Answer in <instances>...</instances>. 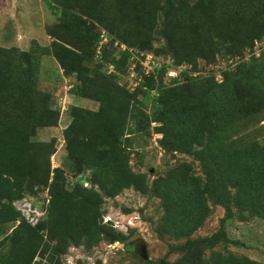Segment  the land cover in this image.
<instances>
[{
  "label": "trees",
  "instance_id": "trees-1",
  "mask_svg": "<svg viewBox=\"0 0 264 264\" xmlns=\"http://www.w3.org/2000/svg\"><path fill=\"white\" fill-rule=\"evenodd\" d=\"M74 1L45 0L54 13L61 11L62 18L74 20L77 43L57 39L49 47L36 46L30 52L0 48V264H39L35 259L45 256L49 264H61L60 256L71 245L93 246L101 237L126 242L124 234L97 220L104 197H115L130 188L141 194L150 192L145 175L132 171L125 143L127 135L142 132L143 124L150 127L153 122L159 124L155 131L161 134L160 147L194 156L204 174L192 176L190 166L184 164L169 176L176 178L177 191L160 193L167 179L155 188L168 210L165 232L192 233L207 216L206 200L211 198L225 212L220 229L187 244V251L192 247L211 249L219 243L239 246L238 240L227 237L224 226L233 218L232 206L264 219V143L252 142L242 150L227 152L224 139L237 120L264 108V80L243 75L251 66L255 72H264V54L224 73L221 83L212 75L183 73L167 85L163 82L166 68H161L130 91L118 83L130 55L118 52V59L107 61L105 47L97 56L101 31L87 42L84 35L94 25L80 15L109 34L106 46L118 42L142 52H152L151 39L161 17L167 48L152 53L198 70V59L216 60L219 40L231 46L225 55L233 57L245 55L255 40L263 39L264 0ZM98 6L103 7L99 12ZM87 49H92L98 64L112 65L114 73L90 76L82 65ZM41 56H52L66 77L76 76L75 95L99 104L96 111L70 109L72 121L63 134L71 162L68 170L78 175L71 189L66 187L63 170L51 169L56 140H32L38 129L57 123L50 96L37 87ZM86 170L90 175L84 178L81 174ZM86 180L90 188L83 187ZM228 186L236 190L235 195ZM36 187L47 188L50 208L46 220L31 226L12 204ZM170 221L173 230L168 228ZM7 225H13L10 233ZM228 264L259 263L229 258Z\"/></svg>",
  "mask_w": 264,
  "mask_h": 264
},
{
  "label": "rangeland",
  "instance_id": "rangeland-1",
  "mask_svg": "<svg viewBox=\"0 0 264 264\" xmlns=\"http://www.w3.org/2000/svg\"><path fill=\"white\" fill-rule=\"evenodd\" d=\"M75 4H81V0H77ZM102 9V6H98L96 11L99 12ZM75 14L78 15V10H75ZM80 16L87 20L88 25H94L84 35V39L91 42L96 34L104 29L94 20ZM73 22L74 20L70 17L68 19L62 18L61 11L54 13L45 0H0V48L4 50L17 48L22 52H30L36 46L49 47L52 41L57 39L77 43L78 39L74 36ZM162 27V19L158 17L151 39L152 52L165 51L167 48L166 41L162 36ZM262 37L264 40V33ZM105 47L108 49L107 61L119 58L115 46L109 44ZM230 47L226 42L219 40L216 60L208 63L203 59H198L197 68L201 72L211 73L213 78L214 76H221L222 71L228 68L224 61L229 57L225 55V52ZM239 58L240 63L245 61V55L239 56ZM82 65L87 68L92 77L97 74L105 76L111 74L108 63L98 64L96 62L92 49L83 52ZM39 66L37 87L50 96V108L56 112L57 123L53 127L38 129L32 140L39 142L49 141L52 138L56 140V152L50 160L51 169L63 170L66 187L71 189L77 183L78 175L68 170L71 162L65 149L66 143L63 134L72 121L70 109L76 106L96 111L99 104L73 93V88L77 84L76 76L66 77L52 56H41ZM252 67L255 66L249 67V70H246L243 75H248L252 79L264 80V72H255ZM128 68L129 66L120 73L118 83L132 91L133 83L131 84V81L133 80H130L132 77ZM163 82L167 85L170 84L169 78L163 79ZM171 85L175 86L174 84ZM140 99L141 95L137 97L138 101ZM146 111L148 110L146 109ZM158 126L159 124L155 122L151 123L150 127L143 124L142 132L127 135L128 141L126 140L125 143L129 147V164L132 171L145 175L150 192L141 194L132 188L125 189L115 197H104L101 205L98 224L121 232L127 237L126 242L114 243L105 237H101V240L93 246L87 244L71 245L67 252L60 256V263L157 264L159 261L165 260L167 264H201V262L204 264H228L229 258H247L264 264V219L252 216L247 211H242L233 206V218L225 223L224 231L229 239L238 240L239 246L219 243L211 249L203 250L192 247L187 251V244L209 237L220 229V220L224 217L225 212L222 207L215 205L211 198L206 200L207 216L192 233L186 236H178L175 233L165 232L164 226L167 222L168 210L163 196L154 192L155 188L167 179V182L162 185L160 193L177 191L176 178L170 179L169 176L184 164L190 166V175L203 177L204 174L201 164L194 156L168 152L160 147L161 134L155 131ZM224 141H226L225 150L227 152L242 150L252 142L263 144L264 108L255 114L237 120L227 129ZM81 175L87 178L90 171H83ZM82 185L83 187L87 185L85 188L91 187L87 180L83 181ZM227 189L232 196L235 195L236 190L234 188L228 186ZM47 191V188L36 187L34 192L25 195V198L34 205L45 210V215L42 217L43 221L47 218L48 207L50 208ZM126 209L131 212L125 213L124 210ZM169 223L168 228L173 230L172 222ZM12 226L7 225L6 231L10 233ZM43 234L45 233L43 232ZM2 238L3 236H0V240ZM141 255H147L148 260L144 261ZM35 260L36 262L39 261V264H49L46 256L42 259L38 257Z\"/></svg>",
  "mask_w": 264,
  "mask_h": 264
},
{
  "label": "built area",
  "instance_id": "built-area-1",
  "mask_svg": "<svg viewBox=\"0 0 264 264\" xmlns=\"http://www.w3.org/2000/svg\"><path fill=\"white\" fill-rule=\"evenodd\" d=\"M110 36L105 30H101L100 40L96 47V55L101 56L102 50L109 43ZM114 46L118 48V52H127L129 57V68L130 76L132 77L130 80L133 85L132 91L140 86V83L143 82L145 77L151 75V73H155L157 70L161 68H166L165 78L177 79L181 77L183 73L187 74L190 77L197 76H208L211 75L209 72H201L198 70H193L192 66L189 64H175L171 58H164L155 55L152 52H142L135 48L126 47L123 44H118V42L114 43ZM264 54V40H255L253 46L246 52L245 61H248L252 57H260ZM227 65V69L222 71V75L214 76V79L217 83H221L223 81L224 73L234 69L240 63L239 56L227 57L224 61ZM108 69L111 73H114V68L112 65L108 66ZM138 69V73H137ZM216 77V78H215ZM84 187H87L85 185ZM14 209L20 213L21 217L31 226H36L45 215V210L40 209L36 205H34L27 198L19 199L13 202Z\"/></svg>",
  "mask_w": 264,
  "mask_h": 264
},
{
  "label": "water",
  "instance_id": "water-1",
  "mask_svg": "<svg viewBox=\"0 0 264 264\" xmlns=\"http://www.w3.org/2000/svg\"><path fill=\"white\" fill-rule=\"evenodd\" d=\"M141 257H142V259L145 260V261L148 260V256H147V255H141Z\"/></svg>",
  "mask_w": 264,
  "mask_h": 264
}]
</instances>
